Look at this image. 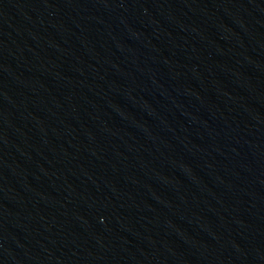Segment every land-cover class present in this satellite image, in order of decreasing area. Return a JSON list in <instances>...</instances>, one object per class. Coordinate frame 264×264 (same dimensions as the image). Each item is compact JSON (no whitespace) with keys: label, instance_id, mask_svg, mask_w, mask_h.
Here are the masks:
<instances>
[{"label":"water","instance_id":"obj_1","mask_svg":"<svg viewBox=\"0 0 264 264\" xmlns=\"http://www.w3.org/2000/svg\"><path fill=\"white\" fill-rule=\"evenodd\" d=\"M133 264H264V0H60Z\"/></svg>","mask_w":264,"mask_h":264}]
</instances>
